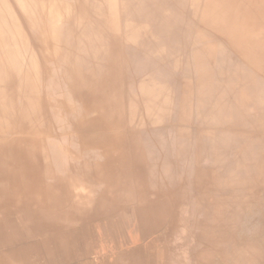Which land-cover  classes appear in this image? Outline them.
<instances>
[{
  "label": "crops",
  "instance_id": "0c3cea01",
  "mask_svg": "<svg viewBox=\"0 0 264 264\" xmlns=\"http://www.w3.org/2000/svg\"><path fill=\"white\" fill-rule=\"evenodd\" d=\"M119 1L128 22L127 116L119 86L109 90L91 79L75 87V95L65 79L73 72L85 82L86 73L101 78L110 72L112 21L104 69L70 67L65 84L62 79L61 93L74 97L78 114L60 138L64 183H41V199L35 187L31 203L22 208L15 200H0V264H264V103L220 97L213 106L211 40L195 27L196 8H156L157 0H147L150 9H141L139 0ZM96 2L103 3L108 19L115 18L107 0ZM76 4L83 23L82 0ZM150 34L149 41L154 36L155 43L157 38L167 44L171 70L181 66L182 75L192 74L184 122L171 103L175 96L161 83L159 56L137 54ZM37 53L31 66L38 91ZM154 66L156 71L148 70ZM55 130L45 148L59 141ZM73 174L76 181L68 179ZM52 194L58 206L50 216Z\"/></svg>",
  "mask_w": 264,
  "mask_h": 264
},
{
  "label": "bare ground",
  "instance_id": "6f19581e",
  "mask_svg": "<svg viewBox=\"0 0 264 264\" xmlns=\"http://www.w3.org/2000/svg\"><path fill=\"white\" fill-rule=\"evenodd\" d=\"M2 3L0 2V13L3 15L7 33L10 32L11 26L8 27L6 23L4 8H12L14 34L2 43L4 47L0 53V130L8 132L0 137V169L6 175L0 179V189H3L0 197L6 198L7 194L11 197L4 200L0 198V200L2 203L15 200L16 203H21L22 208L23 205L31 203L35 187H37V196L41 199L43 191L38 189L44 186L41 183L50 181L53 186H57L63 184L66 179L63 177L66 159L64 161V143L61 139L64 132L72 127L78 114L74 107V97L71 94L61 93L62 79L66 77V71L70 67L78 69L88 67L95 71L104 69L107 60L108 37L106 33L102 35L99 25L105 26L107 20L99 21V25L95 27L93 23L73 21L71 18L74 10L78 14L77 8H82V6L76 7V0H7L6 7ZM58 5L63 7L60 13L55 11ZM109 5H112L111 2ZM140 5L142 9L143 5ZM148 5L151 6V4ZM100 6L99 2L92 0L91 8ZM34 8H43L39 13V22L35 26L32 24L35 15ZM82 14L83 12L79 17ZM202 20L206 21L207 17L205 16ZM33 37L37 38V43L34 45ZM36 50L39 53L38 69L41 75L38 81V91L35 90L36 86L32 82L34 77L31 66L32 52ZM131 57L130 60L135 59ZM8 72H13V75L7 76ZM45 84L48 85V89L43 90L41 85ZM164 98L166 102L167 99ZM149 100L151 102V98ZM55 127V131L59 132L56 135L59 141H53L51 146L48 145L45 148L49 137L35 134L38 131H49ZM3 155L9 158H3ZM72 159L76 161V156L69 157L71 163ZM68 179L76 181V176ZM53 197L55 196L52 194L51 205L46 214L55 211L57 201H54ZM42 209L44 208L41 206V211ZM49 214L51 216V213Z\"/></svg>",
  "mask_w": 264,
  "mask_h": 264
},
{
  "label": "rangeland",
  "instance_id": "374dc122",
  "mask_svg": "<svg viewBox=\"0 0 264 264\" xmlns=\"http://www.w3.org/2000/svg\"><path fill=\"white\" fill-rule=\"evenodd\" d=\"M6 1L7 0H0L1 3L3 2L2 5L4 7H6ZM139 1L140 4L143 5V8H150L146 3L147 0H145V2H141L142 0ZM91 2L92 0H82L84 8L81 22L93 23V27H95L96 25H99V21L107 20L105 26L102 24L101 26L99 25L102 35L106 33L107 36L108 22L115 21V24L111 23L114 37L112 39L110 60L108 62L110 72L105 73L101 78L89 76V73H86V75H83L86 76L85 82L83 79H80L81 75H77L73 72L65 79L67 80V84L72 89L74 88L75 95L79 94L75 87H78L79 84L81 85L83 83L89 85L91 79L94 80V85L100 84L101 86H106L109 90L114 89L113 85L119 86V89L122 92L121 101L123 102V107H127L126 101L128 98L127 91L128 88H130L131 67L128 65L129 61L126 55L123 32L128 22H126L121 13L119 0H107L108 9L111 11L110 16H114L115 13V18L112 19H108L103 3H100L101 6L99 8L93 9L90 7L92 4ZM110 2L112 5H109ZM157 2L159 5H157L156 8H181L182 10H185L188 7L184 0H174L173 4H171L169 0H157ZM189 6L190 8H196V15L192 13L195 17V27L204 30L207 34L206 37L211 40V53L213 58L212 85L214 90L212 99L213 106H216L222 97L232 103L237 101L240 102V100L245 104H254V101H261L264 103V0H189ZM61 8H63L62 5H58V8H55V11L60 13ZM4 9L6 12V23L8 27H11L10 32L7 33L3 15L0 13V53L3 51L4 47L2 43L6 42L9 37H12L14 34L12 8ZM41 9L43 8H34L35 15L32 20L33 26L39 22V13ZM113 9L114 12H112ZM206 13L207 15H205ZM205 16L207 17L206 21H208L209 25L202 20ZM71 19L77 21L76 10L72 13ZM150 37L151 34L145 37L144 44L139 47L137 54L143 55L144 58L149 55L152 56L154 53L159 56L161 64L159 66L161 83L164 90L168 92L169 95L172 97L173 95L175 96V98L171 100V103L176 107V110L178 109V116H180V112H182V117H180L184 122L190 115L189 109L190 104L192 103V86L190 85V78L192 77V74L182 75L181 66H177L175 69L171 70V66L169 65L170 53L167 50V44H164V42L157 38V42L155 43L153 40L154 36L152 40L149 41L147 38ZM162 43L164 44L163 46L161 45ZM160 45L162 48L165 46L164 50H160ZM193 45L196 48H199L200 40ZM45 70L47 72L48 67L45 68ZM148 70L156 71V68L153 67ZM9 75H13V72H8L7 76ZM65 79L63 80L64 84ZM97 81L100 82L97 83ZM41 87L43 90L48 89L47 84L41 85ZM236 88L237 91L239 88L238 92L236 91ZM12 90L13 89H11V91ZM133 90L135 89L133 88ZM87 91H89V89H84L83 91L85 97H88ZM236 94L240 97H237ZM204 98L205 97L202 99ZM127 110L128 107L126 109V116ZM245 117L246 119L248 118L247 115L243 118ZM173 127H176V125L171 124L169 126V128ZM50 130L38 131L35 135L50 137ZM7 133L8 132L1 129L0 137ZM3 158L8 159L9 156L3 155ZM2 172L3 171L0 169V179L3 178V175L5 174ZM2 190L3 189H0V192Z\"/></svg>",
  "mask_w": 264,
  "mask_h": 264
}]
</instances>
